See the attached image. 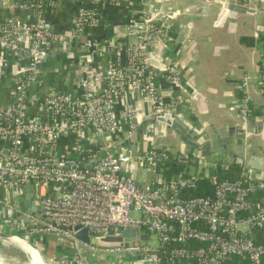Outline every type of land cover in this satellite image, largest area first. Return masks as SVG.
Listing matches in <instances>:
<instances>
[{
  "label": "built area",
  "instance_id": "2783aa9c",
  "mask_svg": "<svg viewBox=\"0 0 264 264\" xmlns=\"http://www.w3.org/2000/svg\"><path fill=\"white\" fill-rule=\"evenodd\" d=\"M54 1L17 0L11 7L30 12L34 18L7 14L0 22V67L2 51H13L26 60L22 70L19 66L11 104L0 109V140L4 143L0 190H7L0 196L3 226L17 229L15 219L21 214L20 229L26 233L44 230L76 241L80 240L73 227H86L90 240L82 243L91 252L116 255V264L128 255L135 256L128 264H233L229 262L233 257L247 264H264V239L255 233L264 231V178H250L248 169L235 179L213 176L212 194L192 195L189 191L200 178L209 177V167L226 169L228 164L214 160L200 171L164 180L159 168L170 158L168 147L124 141L138 127L135 97L149 99L156 110L172 105L157 89L147 50L168 16L130 19L125 30L131 40L124 56L109 46L105 68L82 80L76 93L48 86L41 94L32 86L42 84L43 58L52 43L62 47L67 41L66 34L53 30L43 18ZM80 1L71 36L93 25L99 9L111 0ZM258 66L256 78L264 92V52ZM164 75L173 87L182 85L172 64H167ZM250 80V75H244L241 81L239 113L243 122L253 111ZM119 100H123L120 111L116 110ZM33 102L46 112L45 118L29 114ZM63 132L72 136L66 152L59 150ZM135 160L149 165L153 176L148 183H139L127 173ZM31 181L40 183V215L17 207L12 199L14 189L22 190ZM125 227L136 228V236L122 235ZM108 228L122 239L104 240ZM140 233L147 238H140ZM150 233L157 236V245L151 244ZM55 264L99 263L80 254L62 255Z\"/></svg>",
  "mask_w": 264,
  "mask_h": 264
},
{
  "label": "crops",
  "instance_id": "0c3cea01",
  "mask_svg": "<svg viewBox=\"0 0 264 264\" xmlns=\"http://www.w3.org/2000/svg\"><path fill=\"white\" fill-rule=\"evenodd\" d=\"M15 1L17 0H0V22L7 14H29V17L34 18L30 12L11 7ZM80 3V0H55L44 12L45 21L53 30L66 34L67 41L62 47L60 44H51L49 54L42 64V84L34 88L36 91L41 92L42 86H55L76 93L79 85L68 80L74 70L80 71V67L102 69L109 46L116 48L124 56V48L131 40L126 34V23L130 19H155L158 14L163 13L168 16V21L164 23L162 32L148 42L147 50L157 89L166 102L172 104L169 109L195 133L206 132L210 125L247 126L254 119L258 122L254 126L257 129L248 134L253 141L251 150L256 154H264V92L260 90L256 78L258 62L264 52V9L236 12L232 16L223 0H111L99 9L93 25L86 27L84 32L71 36L72 18ZM253 3L264 5L263 0H253ZM86 49L89 55H86ZM2 53L0 105L6 106L13 98V86L19 66L22 70L26 60L10 50ZM167 64L177 68L182 84L180 87H173L165 78ZM244 75L251 76L248 88L253 96V111L246 122H243L239 113V102L243 95L241 81ZM134 99L138 127L144 122L146 124L141 138L134 141L136 145L168 147L173 164L178 162L188 166V172L209 167V163L214 160L228 165L235 160L224 154L203 157L181 153L182 142L176 132L163 122H152L151 115L156 110L152 102L147 98ZM122 105L123 100L117 101L116 110L120 111ZM28 110L31 116L46 117V112L36 102L30 103ZM71 146V134L61 133L59 150L66 152ZM3 147L4 143L0 140V150ZM203 160L207 161L206 165H203ZM162 169L166 170V167L161 168L160 175ZM244 169L246 168L242 165L240 174ZM126 171L142 184L148 183L153 176L149 165L138 160L132 162ZM261 172L256 170V175H261ZM27 193L23 190L19 197L24 203ZM5 194L7 190H0L1 197ZM25 210L28 212V209ZM1 215L0 204V217ZM16 219L22 220L19 215ZM18 220L16 223L20 229L22 224ZM0 224L3 229L5 226L1 219ZM38 240L43 242L42 249L51 260L64 253L76 254L68 241L53 234H42ZM78 251L86 260H98L99 264L115 263L112 256L93 254L86 249ZM113 257L116 258V255ZM133 258L134 255L123 257L119 264H128Z\"/></svg>",
  "mask_w": 264,
  "mask_h": 264
},
{
  "label": "water",
  "instance_id": "95a60500",
  "mask_svg": "<svg viewBox=\"0 0 264 264\" xmlns=\"http://www.w3.org/2000/svg\"><path fill=\"white\" fill-rule=\"evenodd\" d=\"M223 1L225 8L231 11L232 16L236 14V12H245L247 10L255 11V9L257 8L259 10L264 9V5L260 6L256 3H253V0H223ZM45 59L46 56L43 58V61ZM80 68H81L80 71L76 72V70H74L72 72L73 75L68 77L69 82H72V84H79L82 80L91 78L94 74L100 73L105 68V66L102 69L99 67L96 68L93 67V69H87L84 67H80ZM35 87H37V85L36 86L33 85L32 89H34ZM42 87L43 90L41 91V94L46 90L44 86ZM11 102H9L8 105H10ZM8 105L6 106L0 105V109L6 108ZM151 117L153 123L157 124V122H163L166 124L168 128H171L176 132V134L179 136L182 142L181 153L186 155L190 154L194 156L200 155L203 157H209L212 154H220V155L224 154L228 157L234 158L236 161L240 162L246 169H248V176L250 178L253 179L264 178V154H256L251 150V145L253 144V141L248 137L249 133L254 132L257 129L254 128V126L258 122H255L254 119H251L247 126H243L239 124L219 125V126L210 125L208 129H206V132L195 133L193 129L187 127L176 116V113L173 110H170L168 108L155 110L154 113L151 115ZM258 125L261 124L259 123ZM145 130H146V124L144 122L135 130H133V132L124 141L134 142L140 139ZM256 170H261L262 174L256 175ZM39 187H40L39 182L31 181L24 183L22 185V190L14 189V196H12V199L15 200L16 206L20 208L28 209V212H35L36 215H40L39 207H38ZM31 189H33L34 191L33 193ZM23 190L28 192L26 194V202H25L26 204L22 200H20L17 196V194L22 193ZM73 228L74 230H76L74 235L80 241H76L72 237L66 236L64 234H58V233L55 234V232H48L44 230L32 231L29 235L30 236L36 235L34 236L33 241H31L32 238L24 237L21 235H16V236L27 240L30 243V245L34 246L40 253L44 254L43 250L39 248L40 243H37V241H39L38 238L42 234L43 235L53 234L68 241L70 245H72V247L76 250L75 255H80L78 250H82V249L88 250V248L82 243V241L87 243L90 240L88 229L86 227L79 228V226H74ZM0 233L3 236L13 235L9 231L4 232L0 230ZM111 233H112L111 228H108V234L103 239L107 241H120L122 239L121 235L114 236ZM136 233L137 230L134 227H125L122 231V235L130 236V237L136 236ZM140 238L146 239L147 234L140 233ZM41 244L43 245V242H41ZM92 253L97 255L112 256L113 259H116L115 257H113L114 255H108L99 252H92ZM63 255L73 256L66 253H64ZM2 258L4 261L14 262L13 260L11 261L9 259H6L5 257ZM44 260L45 261L49 260L51 261L52 264H55L52 262L50 258L46 257V259Z\"/></svg>",
  "mask_w": 264,
  "mask_h": 264
},
{
  "label": "trees",
  "instance_id": "16d2710c",
  "mask_svg": "<svg viewBox=\"0 0 264 264\" xmlns=\"http://www.w3.org/2000/svg\"><path fill=\"white\" fill-rule=\"evenodd\" d=\"M171 157V156H170ZM166 167V170L162 169L161 177L166 180L170 179L172 177H176L180 174H186L188 173V166L186 167L182 163H175L172 162V157L169 158L164 164H162L159 168V173L161 168ZM241 163L233 160L229 163L228 168L224 169L222 167H209V174L212 175L210 177L204 175L200 180L198 181V185L195 189H192L189 191L190 194H212L213 193V183H214V177L216 179L221 178H228V179H235L240 177V171H241ZM203 173V172H202ZM257 237L259 239H264V231H256ZM38 245V244H37ZM39 246V245H38ZM229 262L233 264H247V261L244 259H238L237 257H233L229 260ZM191 262H182L181 264H190ZM165 264V262H164Z\"/></svg>",
  "mask_w": 264,
  "mask_h": 264
},
{
  "label": "rangeland",
  "instance_id": "374dc122",
  "mask_svg": "<svg viewBox=\"0 0 264 264\" xmlns=\"http://www.w3.org/2000/svg\"><path fill=\"white\" fill-rule=\"evenodd\" d=\"M132 213V215H134V216H138V213L136 212V211H132L131 212ZM18 219H15V221H17ZM20 223L22 222V220L20 219V220H18ZM1 225V224H0ZM4 229V230H3ZM0 228V230L1 231H4V232H8V231H18L19 233H20V235L21 236H24V237H28V238H32L31 239V241H33V238H34V236H36V235H32V236H30L29 234L30 233H26V232H24V230H22V229H15V230H8V228L6 227H4V228ZM13 233V232H12ZM28 235V236H27ZM4 237L3 236H1L0 237V256H2V257H5L6 259H9V260H13L14 262H19V263H24V262H26V260H27V255L21 250V248L19 249V247L18 246H16V245H14L13 243H7V242H5L4 243V239H3ZM150 241H151V244L152 245H157V243H158V239H157V236L154 234V233H150ZM38 242V241H37ZM39 243H40V246H39V248H43L44 246L41 244V241H39ZM43 250V249H42ZM44 252V251H43ZM42 254V256H43V258L44 259H46V254H45V252H44V254L43 253H41ZM13 258V259H12ZM56 258V257H55ZM55 258H53V263L55 262H58V260H59V258L57 257L56 259ZM48 262H49V260H47ZM50 264H52L51 262H49ZM115 264V263H114Z\"/></svg>",
  "mask_w": 264,
  "mask_h": 264
},
{
  "label": "bare ground",
  "instance_id": "6f19581e",
  "mask_svg": "<svg viewBox=\"0 0 264 264\" xmlns=\"http://www.w3.org/2000/svg\"><path fill=\"white\" fill-rule=\"evenodd\" d=\"M1 236L3 235L0 233V237ZM3 237L4 242L13 243L14 245L18 246L19 249L21 248V250L27 255V260L24 263L8 262L4 261L3 258L0 257V264H50L47 260L45 261L43 259L41 253L34 246L30 245L27 240L13 235H5ZM112 261L116 262L113 258Z\"/></svg>",
  "mask_w": 264,
  "mask_h": 264
}]
</instances>
